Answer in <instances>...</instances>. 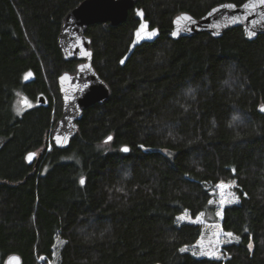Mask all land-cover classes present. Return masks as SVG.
<instances>
[{"label":"trees","instance_id":"obj_1","mask_svg":"<svg viewBox=\"0 0 264 264\" xmlns=\"http://www.w3.org/2000/svg\"><path fill=\"white\" fill-rule=\"evenodd\" d=\"M83 1L0 0L4 262L16 254L23 264H48L60 238L59 264H264V35L251 42L237 28L220 39L170 38L180 14L200 19L248 0H138L162 33L124 65L139 25L134 11L118 27L91 26L93 66L111 95L85 112L60 150L51 139L63 111L58 79L79 61L64 58L58 38ZM18 91L39 103L21 117ZM32 152L41 157L29 164ZM221 182L238 186L240 203L225 209L222 227L239 239L226 260L181 251L203 228L179 218L213 213L210 187Z\"/></svg>","mask_w":264,"mask_h":264},{"label":"water","instance_id":"obj_2","mask_svg":"<svg viewBox=\"0 0 264 264\" xmlns=\"http://www.w3.org/2000/svg\"><path fill=\"white\" fill-rule=\"evenodd\" d=\"M247 2H251V0ZM137 3L138 0H84L65 16L58 38V46L67 61H79L80 64L75 73H64L58 79L63 111L61 118L51 130V139L57 149L66 150L70 147L77 135L78 124L87 110L97 104H105L110 99V88L93 66L92 42L87 36L89 28L98 24H110L113 27H118L125 23L130 12L134 11L139 25L134 32L132 43L122 59L121 65L126 63L138 47L143 44L154 43L160 38L161 30L152 27L145 12L137 7ZM227 4L233 3L219 5L213 8L218 9L213 15L209 16V13L213 11L211 9L200 19L187 13L178 15L173 20L170 38L177 41L207 34L220 39L228 31L237 28H241L245 38L251 42L264 35V7L257 6L255 10H246L242 5L233 4L236 6V10L233 11L223 7ZM184 17H191L195 23L182 19ZM233 17H237L239 22H233ZM141 25H145L142 31ZM216 25H220V27H216ZM153 30H155V34L151 38H145ZM249 30L255 33L251 37L247 34ZM137 31H141L140 39L136 38ZM173 32H177V35H172ZM40 103L45 104L43 97L40 99ZM261 113L264 114V111L261 110ZM58 136L62 138L59 144L56 141ZM32 153H35V156L31 161L28 159L29 155L27 156L29 164H33L35 160L41 157V154ZM4 264H23V262L20 256L13 254L6 258Z\"/></svg>","mask_w":264,"mask_h":264},{"label":"rangeland","instance_id":"obj_3","mask_svg":"<svg viewBox=\"0 0 264 264\" xmlns=\"http://www.w3.org/2000/svg\"><path fill=\"white\" fill-rule=\"evenodd\" d=\"M29 77H27L28 79ZM38 101H31L18 91L14 102V112L16 116L21 117L26 111L38 106ZM226 186L231 187L221 188L218 185L211 186L210 191L212 194L211 207L213 213L201 214L198 218L194 219L189 213H185L178 220L179 225L195 223L201 225L203 228V235L201 239L191 247L184 248L183 252L191 253L197 258H211L217 260H226L227 255L225 248L231 244L237 242V238L233 235L229 237L223 230L222 221L224 218V211L227 207L240 203V199L237 195L236 189L238 188L235 182H223ZM213 214V215H212ZM211 219L212 221H209ZM230 241V242H229ZM65 242L60 238L57 239L54 249L53 259L48 264H59L60 251ZM45 259H41V263ZM0 264H4L3 252L0 249Z\"/></svg>","mask_w":264,"mask_h":264},{"label":"snow or ice","instance_id":"obj_4","mask_svg":"<svg viewBox=\"0 0 264 264\" xmlns=\"http://www.w3.org/2000/svg\"><path fill=\"white\" fill-rule=\"evenodd\" d=\"M242 6H243V8L246 9V10H248V9L255 10V8H256L257 6L264 7V0H251V2H245V3H243ZM223 7L226 8V9L233 10V11L236 10V6L233 5V4H227V5H224ZM217 11H218V9H213V11L209 13V16L213 15V13H215V12H217ZM141 14H142V13H141ZM182 19H187V20H190L192 23H195V21L192 20L191 17H184V18H182ZM232 21H233V22H239V19H238L237 17H233V18H232ZM178 22H179V21H178ZM144 27H145V25H141V31L144 29ZM216 27H220V25H216ZM141 31H137V33H136V38H137V39H140V38H141ZM154 34H155V30H153V32L149 33L148 37H145V38H151V36L154 35ZM247 34L249 35V37H251V36H253L255 33H254L253 31L249 30V32H248ZM172 35H174V36L177 35V32H173ZM121 62L123 63V61H121ZM31 75H32L31 73L28 74V76H31ZM26 78H27V77H26ZM261 110L264 111V108H262ZM61 139H62V138L59 137V136L56 137V141H57L58 144L60 143ZM111 139H112V137H108V140H111ZM141 147H143V146H141ZM122 150L125 151V152L129 151V149H128L127 147H124ZM34 156H35V153H30L29 156H28L29 161H31L32 158H33ZM84 182H85L84 179L81 178L80 183H81V184H84ZM218 186L221 187V188H224V187H231L232 185H227V186H226L223 182H221V184L218 185ZM227 235H228L229 237H232L234 234H233V233H227ZM238 239H239V238L237 237V240H238ZM229 242H230V241H229ZM248 247H249V249H251L252 244L249 243V244H248ZM181 251H184V249H181Z\"/></svg>","mask_w":264,"mask_h":264},{"label":"flooded vegetation","instance_id":"obj_5","mask_svg":"<svg viewBox=\"0 0 264 264\" xmlns=\"http://www.w3.org/2000/svg\"><path fill=\"white\" fill-rule=\"evenodd\" d=\"M79 64H80V62H79ZM79 64H78V65H79ZM78 65H77V66H78ZM76 69H77V67H76ZM75 72H76V71H75ZM60 96H61V95H60ZM41 98H42V97H41ZM41 98H40V99H41ZM43 98H44V97H43ZM61 100H62V99H61ZM39 102H40V100H39ZM45 103H46V100H45Z\"/></svg>","mask_w":264,"mask_h":264}]
</instances>
